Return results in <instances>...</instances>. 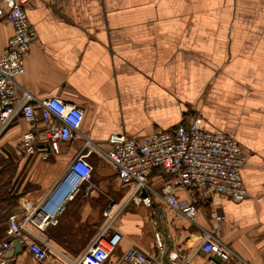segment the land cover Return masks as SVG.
<instances>
[{"label":"crops","instance_id":"0c3cea01","mask_svg":"<svg viewBox=\"0 0 264 264\" xmlns=\"http://www.w3.org/2000/svg\"><path fill=\"white\" fill-rule=\"evenodd\" d=\"M26 4L37 40L26 56L25 74L18 78L21 88L37 100L57 97L81 108L85 113L81 132L104 148L112 134L140 138L200 116L204 129L231 135L240 144L246 157L241 174L248 196L232 202L215 195L197 205L195 222H190L159 195L150 194V207L133 198L114 169L91 155L94 176L106 181L110 195L118 187L112 179L125 188L122 202L110 205H115L110 219L103 220L108 210L103 185L98 189L82 185L64 204L58 224L36 231L53 249L48 261L38 262L21 246L12 264H67L58 253L74 261L104 230L106 239L121 235L106 264H119L132 246L162 259L170 245L171 264L242 260L264 264V0H29ZM12 31L0 20V54ZM28 127L19 119L0 136V154L17 165L18 199L11 213L21 211L23 200L31 205L39 202L84 145L79 138L65 143L61 153L47 160L39 154L23 155L19 145ZM167 180L157 169L148 184L160 193ZM177 196L188 200L183 190ZM214 212L225 216L217 229ZM6 224L0 226V242ZM205 230L231 250L227 262L201 250Z\"/></svg>","mask_w":264,"mask_h":264},{"label":"built area","instance_id":"2783aa9c","mask_svg":"<svg viewBox=\"0 0 264 264\" xmlns=\"http://www.w3.org/2000/svg\"><path fill=\"white\" fill-rule=\"evenodd\" d=\"M28 2L0 0V20L13 28V34L0 54V136L22 119L29 125L19 145L23 155L39 154L47 160L51 155L61 153L65 143L79 138L84 140V145L58 182L39 202L31 205L23 200L19 213H11L5 218L0 216V222L4 220L8 225L6 235L0 242V264H12L15 260V256L12 259L7 257L14 241L26 248L38 262L48 261L53 249L40 239L36 231L45 232L57 225L66 201L82 185L93 186L95 168L88 161L91 155H96L98 160L114 169L122 186L131 188L133 198H139L150 207V194L159 195L168 208L180 212L190 222H195L197 205L215 195L224 196L232 202L247 198L248 192L241 174L246 157L240 144L231 135L204 129L200 116L192 118L188 124L168 130L158 129L140 138L112 134L107 141L108 148H104L91 142L81 132L85 119L81 108L57 97L37 100L21 88L18 78L25 74L26 56L37 40V32L26 13ZM157 169L168 178L160 193L148 184L149 176ZM182 190L187 194L186 201L179 200L177 196V192ZM142 191L147 193V197L141 196ZM114 206L108 207L106 216H110ZM212 218L215 220L214 229H217L225 216L214 212ZM111 224L110 221L108 227ZM105 232L96 237L84 254L74 261L58 255L67 264H106L118 246L121 235L115 233L106 239ZM156 237L163 251L159 234ZM201 250L219 257L223 263L232 255L217 235L206 230ZM175 257L173 255V259ZM123 263L163 264L161 257L149 256L135 246L122 254L119 264ZM239 264L249 263L242 260Z\"/></svg>","mask_w":264,"mask_h":264},{"label":"trees","instance_id":"16d2710c","mask_svg":"<svg viewBox=\"0 0 264 264\" xmlns=\"http://www.w3.org/2000/svg\"><path fill=\"white\" fill-rule=\"evenodd\" d=\"M17 165L11 157L4 158L1 154L0 160V215L5 218L11 214L9 212L14 206H17L16 190L18 187ZM17 176V177H16ZM6 221L0 222L4 226ZM4 228V227H3Z\"/></svg>","mask_w":264,"mask_h":264},{"label":"rangeland","instance_id":"374dc122","mask_svg":"<svg viewBox=\"0 0 264 264\" xmlns=\"http://www.w3.org/2000/svg\"><path fill=\"white\" fill-rule=\"evenodd\" d=\"M101 163H103L102 161H100ZM104 164V163H103ZM104 166V165H103ZM17 177V176H16ZM97 179H99V177L97 176ZM96 179V175L94 176V178H93V188L95 189V188H99V186L98 185H103V187H101V192H102V197L103 198H105L106 199V205H105V207H109L112 203H118V204H120L121 202H122V200H123V196H125L124 194L126 193L125 192V188H122V186L120 185V183L119 182H117L115 179H112L111 180V183H112V185L113 186H115V185H118V187H117V192H116V194L115 195H110L109 194V192H108V186L106 185V181L104 182V180H102V179H100L102 182H100V180L98 181ZM112 186V187H113ZM104 207V208H105ZM104 208H103V213H104ZM106 208V209H107ZM110 219V217H107V216H104V214H103V220L104 219ZM102 220V221H103ZM2 231L3 230H0V233H2Z\"/></svg>","mask_w":264,"mask_h":264},{"label":"water","instance_id":"95a60500","mask_svg":"<svg viewBox=\"0 0 264 264\" xmlns=\"http://www.w3.org/2000/svg\"><path fill=\"white\" fill-rule=\"evenodd\" d=\"M141 196L143 197V198H145V197H147V193L146 192H144V191H142V193H141ZM172 249V246L170 245L169 246V250H167V251H165L164 253H163V256H162V262H163V264H171V262H170V250ZM20 251H22V247L18 244V242L17 241H14L13 242V249L12 250H10L9 251V253H8V258L9 259H12L14 256H16V255H18L19 253H20Z\"/></svg>","mask_w":264,"mask_h":264}]
</instances>
